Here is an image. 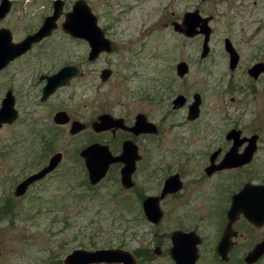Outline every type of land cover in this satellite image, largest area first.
<instances>
[{"label": "rangeland", "instance_id": "1", "mask_svg": "<svg viewBox=\"0 0 264 264\" xmlns=\"http://www.w3.org/2000/svg\"><path fill=\"white\" fill-rule=\"evenodd\" d=\"M26 1L17 0L0 20V27L9 26L20 35L23 18L43 16L51 2ZM89 5L101 21L102 17L117 19V32L112 37L119 52L113 57L122 61L111 66L127 79L102 86L93 77L97 71L91 72L89 87L75 84L79 109L84 102L93 117L102 110V97L112 103L128 101L134 110L142 108L136 99L148 100L154 120L160 119L163 128L152 147L153 167L142 165L137 181L143 182L151 172L155 177L163 176L168 158L173 172L179 161L176 153L180 155L184 149L199 151L200 155L205 150L202 146H219L223 155L231 145L225 133L233 127L244 135L258 134V149L249 163L219 171L215 177H264V72L257 78L247 72L253 64L264 63V0H90ZM193 10L210 16V50L202 59L203 35L186 36L175 31L171 23H181L185 11ZM224 38L231 40L239 54L233 70L228 67ZM48 45L59 50L85 48L63 38H53ZM180 60L189 65L182 77L175 73ZM101 66L102 60L91 64L90 69ZM5 79L2 72L0 97ZM194 92L202 98L200 115L189 121L186 108H171V100L183 94L190 101ZM166 110L169 116L164 120L161 116ZM25 127L19 122L0 127V264H64L63 258L76 248H122L144 255L137 258V264H173L165 252L164 236L169 226L180 224L181 203H171L173 209L164 211L154 226L145 219L132 193L115 181V169L102 180V188L100 184L83 186L79 182L85 178V168L77 154L81 138L70 141L58 135L54 146L65 152V158L57 172L15 197L17 182L42 162L36 148L41 140ZM199 158L187 164L186 178L198 176L193 169L200 172L203 164ZM214 178L205 181L211 183ZM198 185L203 192L208 188L206 183ZM198 203L202 201L198 199ZM207 221L202 224L211 229ZM157 244L160 254L152 252ZM255 264H264V260Z\"/></svg>", "mask_w": 264, "mask_h": 264}, {"label": "flooded vegetation", "instance_id": "2", "mask_svg": "<svg viewBox=\"0 0 264 264\" xmlns=\"http://www.w3.org/2000/svg\"><path fill=\"white\" fill-rule=\"evenodd\" d=\"M16 1L10 0L9 11L0 20L7 16ZM20 1L27 2L26 0ZM30 1L34 2L35 0ZM75 1L51 0L49 9L43 16H39L33 20L31 18H23L24 22H22L23 27L21 28L22 32L20 35H16L14 29L9 26L0 27V29L4 28L9 32L12 43L20 42L27 36L36 33L42 27L46 18L48 19V17L54 14L55 6H59L57 16L49 19L52 22L50 30L38 41L33 42L27 50L12 57L0 68V74L2 72L6 74L4 91L0 97V106L3 99L11 101V109L14 113V117L10 121L3 122L0 127L12 126L19 122L26 127L29 126L30 129L27 127L30 131L29 134L41 140V145L36 148L39 150L42 162H40L35 171L27 174L17 184L28 176L39 172L49 164L52 157L57 154L59 155L57 164L43 176L29 183L24 193L20 195L14 194L16 184L13 190L14 196L19 197L26 194L34 185L50 178L57 172L58 165L63 163L65 158V152L54 146L55 138L58 135L66 136L70 141H73L74 138H81L77 154L81 158L85 168V178L79 182L83 186L91 188L94 185L100 184L102 188V180L112 169H115L113 171V173L115 172V175L113 174L115 181L119 183L123 190L132 193L145 219L144 201L147 198H150L149 206L152 208L155 206L161 211L160 220L165 215V212H167V209H173L170 206L171 203L173 204L175 201L181 203L183 213L181 214L180 224L169 226L164 236L165 243L167 244L165 252L173 264L174 260H176L174 257L176 252L173 249L176 245L174 240L176 236H173V234L176 232H180L178 234L180 245L178 260H193V264H248L245 261L248 252L257 243L264 242V223L256 226L243 213H239L230 222L228 211L231 207L234 194L240 191L246 183L264 185V177L256 180L234 177L218 179L215 175L219 171L240 167L249 163L258 149V134L244 135L240 128H230L225 133V138L231 141V145L226 151L224 150L223 155L219 146H202L205 150L201 151L200 155L199 151L184 149L182 150L184 152L180 155L176 153L175 157L179 161L175 165L177 169L173 172L171 171L172 162L168 158L164 160L163 169H165V173L163 176L155 177L153 172H151L153 176L145 177L143 182L137 181L136 173L142 165L153 167L151 160L153 157L152 147L156 139L161 136V131L163 132V128L161 129L160 126V119L158 121L154 120L153 113L150 111L152 104L148 100L141 99H136L138 104L142 106L141 109L137 110L132 109L128 101H126L128 103L123 100L112 103L104 97H102L101 112L95 114L93 117L88 110H85L87 105L84 102L81 105L82 109H79V103L75 102V84L80 83L82 87H89L91 72L97 71L93 77L96 76L100 83H102V86L110 83H119L122 79L126 80L127 77L125 75L119 76L118 69L111 66V64L117 65L122 61V59L113 57V55L119 52L115 47L112 37L117 32L116 18L102 17L101 21L92 11L89 5L90 0H84L96 16V25L102 31V37L110 43V49H102L94 58L90 57L91 47L85 36L90 33H86L85 26L78 25L76 35H72L64 30L63 23L65 22L66 14L72 10ZM171 23L174 28V24L178 22L173 21ZM82 31L84 36L79 35ZM53 38H63L67 41L77 42L84 45L85 48L59 50L50 47L51 45L47 46L48 42L53 40ZM59 52H62V54H59ZM101 60V67L96 70L90 69L91 64ZM182 61L180 60L179 62ZM179 62L175 65L177 76L176 70ZM125 65H128V63ZM63 68H68V70L65 69L64 72L59 73ZM69 70L72 72H69ZM57 73L60 75L55 78L54 76ZM58 78L60 81L55 84L54 82ZM179 95L183 96V100L174 102ZM193 95L190 101L183 94H177L171 100V108H186V119L189 121L198 119L200 115L201 96L197 115L193 118L189 117L190 105L194 101ZM117 106H120L118 111L115 109ZM101 115H105V119L102 120V125H100L102 128L96 129L93 123L99 121V116ZM168 116L169 111L166 110L161 118L166 120ZM137 124L139 125L137 126ZM75 126H81V129L72 132L71 130ZM231 129L240 131L238 140H241V143L236 149V154L244 151L248 144L247 138L254 134L257 135L256 149L250 161L238 166L219 168L217 166L222 162L226 152L230 150L234 143V138L228 139L226 137ZM92 143H98L102 146L101 154H99L102 161L111 159L104 176L94 185L90 184L84 158L80 155V151ZM199 156V161L203 164L201 170L197 172L193 169L194 174H198V176L193 179L186 178L187 164L198 161L197 158ZM130 158L134 161V169L130 175L131 185L125 187L121 181V169L125 166L124 160ZM213 178L214 181L211 183L205 181ZM202 183L208 185V188L204 192L198 185ZM198 199L204 205L202 209V203L199 204ZM206 219L208 223H211V229H209L210 225L202 224ZM146 220L154 226H157L160 221L154 223L148 219ZM260 231L263 234H260ZM161 251V247L158 244L152 249V252L156 254H160ZM135 254L133 253L136 260L144 256L139 251H136ZM259 260H264V253H262L257 261L250 264H255Z\"/></svg>", "mask_w": 264, "mask_h": 264}, {"label": "water", "instance_id": "3", "mask_svg": "<svg viewBox=\"0 0 264 264\" xmlns=\"http://www.w3.org/2000/svg\"><path fill=\"white\" fill-rule=\"evenodd\" d=\"M10 7V0H0V19L7 13ZM57 9L59 6H55L54 14L48 19L46 18L42 27L34 34L27 36L20 42L12 43L9 32L1 28L0 29V68L3 67L9 59L12 57L23 53L27 50L30 45L38 41L45 33H47L51 26L52 22L49 19H53L57 16ZM96 16L87 6L84 0H76L73 4L72 10L66 14L65 22L63 23L64 30L69 32L72 35L77 34L78 25L85 26L86 33L85 35L89 41L91 51L90 57L94 58L102 49H110V43L107 39L102 37V31L96 25ZM209 17L201 16L197 10L187 11L182 19L181 24H174V29L178 32L184 33L186 36H194L197 33L203 35L200 58H204L209 53V36L211 28L209 26ZM198 27V29H197ZM89 30V31H87ZM79 33V32H78ZM82 33V34H81ZM79 35L84 36L83 31ZM89 35V36H88ZM224 49L228 54V67L230 70H233L238 62V53L231 44V41L228 38L224 39ZM68 70V68H63L59 73H62ZM177 74L182 77L188 72V64L184 61L177 64ZM69 72H72L69 70ZM248 74L253 78H257L259 74L264 72V63L257 62L253 64L248 70ZM57 73L54 77L59 76ZM59 78L54 82L55 84L59 83ZM194 101L190 105L189 117L193 118L198 113V105L200 103V94L195 93L193 95ZM178 100H183V96L179 95L176 97L174 102ZM6 99H3L0 106V125L3 122L10 121L14 117L13 110L11 109L12 105ZM181 103V102H180ZM105 119V115L99 116V121L93 123V126L96 129H101L102 120ZM139 124H137L138 126ZM136 126V127H137ZM81 129L79 127H73L72 132ZM132 129V128H131ZM240 134L239 130L231 129L226 137L234 138V143L229 151L226 152L222 162L217 167H230L242 165L251 160L252 154L256 149V139L257 135H252L248 140V144L245 147L244 151L240 154H236V149L241 143V140H238ZM102 146L98 143H92L80 151V155L84 158L85 167L88 172V178L90 184H96L101 177L104 176L108 163L111 162V159H106L102 161V158L99 157L101 154ZM59 161V155H55L51 158L49 164L41 169L39 172L32 174L25 178L23 181L16 185L14 194L20 195L24 193L27 188V185L33 180L43 176L47 171L51 170ZM125 166L121 169V181L125 187L131 185L130 175L134 169V161L130 159L124 160ZM150 198H147L144 201V209L146 213V219L158 223L161 218V211L154 206L152 208L149 206ZM264 185H252L246 183L240 191L234 194L232 199L231 207L228 211V218L230 222L239 214L243 215L254 225L259 226L264 223ZM176 232L173 236L176 245L173 247L176 255L174 257V264H193V260H178L179 259V234ZM157 250V248H156ZM264 253V242L257 243L246 255L245 261L250 264L255 261ZM64 264H137L134 255L125 249L122 248H95V249H84L76 248L73 249L63 258Z\"/></svg>", "mask_w": 264, "mask_h": 264}]
</instances>
